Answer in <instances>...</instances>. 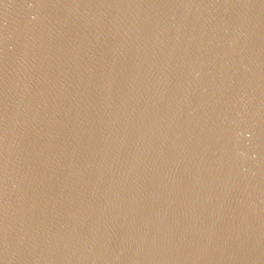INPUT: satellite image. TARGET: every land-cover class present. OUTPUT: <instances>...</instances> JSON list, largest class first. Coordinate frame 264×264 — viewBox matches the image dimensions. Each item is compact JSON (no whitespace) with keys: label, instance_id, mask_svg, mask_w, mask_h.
Returning a JSON list of instances; mask_svg holds the SVG:
<instances>
[{"label":"water","instance_id":"1","mask_svg":"<svg viewBox=\"0 0 264 264\" xmlns=\"http://www.w3.org/2000/svg\"><path fill=\"white\" fill-rule=\"evenodd\" d=\"M0 264H264V0H0Z\"/></svg>","mask_w":264,"mask_h":264}]
</instances>
